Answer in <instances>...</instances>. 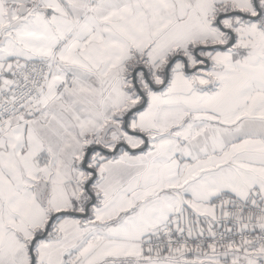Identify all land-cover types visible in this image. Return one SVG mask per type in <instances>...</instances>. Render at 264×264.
Returning a JSON list of instances; mask_svg holds the SVG:
<instances>
[{
	"label": "snow or ice",
	"instance_id": "6c2138e0",
	"mask_svg": "<svg viewBox=\"0 0 264 264\" xmlns=\"http://www.w3.org/2000/svg\"><path fill=\"white\" fill-rule=\"evenodd\" d=\"M0 264H264V0H0Z\"/></svg>",
	"mask_w": 264,
	"mask_h": 264
}]
</instances>
